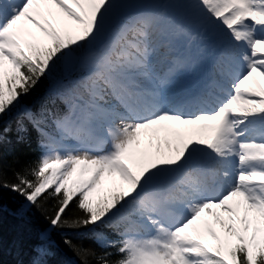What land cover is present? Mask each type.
Wrapping results in <instances>:
<instances>
[{
  "label": "bare ground",
  "instance_id": "bare-ground-1",
  "mask_svg": "<svg viewBox=\"0 0 264 264\" xmlns=\"http://www.w3.org/2000/svg\"><path fill=\"white\" fill-rule=\"evenodd\" d=\"M108 2L110 0H0V19H3L2 21L11 19L7 24L22 43H34L39 46L52 45V38L48 30L53 24L60 27L64 39L70 36L74 42H79L82 36L81 23L77 20L75 12L95 26L105 18L102 12L106 10L105 7ZM260 21L263 22V19ZM157 33L156 30L154 32L148 31V37L135 38L134 41L140 50L126 53L129 57L120 58L116 69L113 72H107L113 81H118L120 86H129L132 91H136L128 95L131 100L140 92H144L151 105L160 99L168 100L178 97L179 94L187 93L184 89L183 71L178 72L177 75L173 73L171 81L163 86L162 91L164 93L158 92L157 88L160 84L154 80V73L164 72L167 65L174 66L175 64L165 62L171 53L169 50H165L162 39L157 38ZM11 40L10 36L0 33V50L7 48ZM124 43L125 41L123 42L124 51L130 50V45ZM143 45L144 47H142ZM233 62L234 59L228 58V63ZM109 65L106 63L104 67L108 68ZM225 71L226 69L218 78L219 80L224 81L227 78ZM115 90L118 91L116 86ZM241 101L237 102V106L245 111ZM152 106L154 107V105ZM122 122L127 123L120 126L108 119L106 127H109V130L118 135L119 138L123 134L129 142L136 146L135 151L142 155L146 153L152 155L153 151L161 146L168 151L169 162L173 164L177 158L179 161H185L186 156L192 157L196 150H201L202 153H208L212 161H219L221 165L225 166L226 175L234 174V169L237 168L233 144L228 138H222L218 135L215 143L206 149L217 127L205 117L198 121L181 120L178 123L172 119L160 118L157 121L147 120V122L142 123V126L135 124L132 119L124 118ZM237 124L241 129V137L245 141L242 144L244 151L242 161L244 164H242L241 170L245 174L251 173L247 177V181L250 177L263 181L264 147L254 145L250 149L247 146L250 143L249 138H251V131L249 130L259 125L254 121L247 123V120L238 121ZM152 143L155 146L150 148ZM77 160L75 164L71 165V157L63 155L59 163L49 161L47 167L51 166L65 180L75 179L79 185H88L95 178L96 184L99 185L90 186V190H88V199L94 203L109 189L110 181L113 179L107 175V172L103 171L104 167L84 159L83 156ZM96 172L103 175L104 182H101L100 175L98 176ZM117 178L123 182L119 175ZM199 178L202 180V176ZM208 181L209 179L205 180L206 183H204L208 184ZM247 181H244L245 191L260 192L257 198H253L251 204L245 195L234 192L229 198L220 200L218 205H214L215 200L207 198L209 203L206 204L193 205L191 202L185 201L183 204H173L172 207L178 209L180 213H188L193 221L197 222L202 234L209 236L212 241L215 242L212 233L217 236H225L229 241L243 238L245 244L250 245L252 250H256L264 242V185L260 183L256 185L252 181L250 183ZM186 205L189 207L187 208ZM220 222L224 225H220ZM164 223L168 226L169 234L175 237V241L183 242L186 247L198 243L190 240V229L186 228L185 234L177 229L174 217L168 216ZM149 231L151 235L162 232L161 227L156 228L154 224ZM49 246L53 249L60 248L55 240ZM131 263L136 264L132 261Z\"/></svg>",
  "mask_w": 264,
  "mask_h": 264
},
{
  "label": "trees",
  "instance_id": "trees-1",
  "mask_svg": "<svg viewBox=\"0 0 264 264\" xmlns=\"http://www.w3.org/2000/svg\"><path fill=\"white\" fill-rule=\"evenodd\" d=\"M48 63L31 57L19 62L20 81L6 82L14 104L7 101L0 107V264H117L122 255L84 237L93 214L80 197L39 190L44 179L38 118L47 109L62 108L50 93ZM23 104L30 107L29 114L18 113ZM46 232L60 248H40ZM237 260L249 264L243 253ZM257 264H264V258Z\"/></svg>",
  "mask_w": 264,
  "mask_h": 264
},
{
  "label": "rangeland",
  "instance_id": "rangeland-1",
  "mask_svg": "<svg viewBox=\"0 0 264 264\" xmlns=\"http://www.w3.org/2000/svg\"><path fill=\"white\" fill-rule=\"evenodd\" d=\"M164 0L163 2H165ZM119 3H125L126 0H110V3L106 4V14L109 13L115 4ZM221 3H213L212 0H193L190 2L189 5H192L191 11L195 15H199L201 17H213V14L217 13V9L219 8ZM239 10L237 12H232V14H229L227 17L229 18V22L232 21V17L236 14H241L242 11H245L246 13H249L248 7H247V2L246 0H241L239 3ZM118 10V9H117ZM119 12V11H118ZM75 16L77 17V20L81 22L82 29L86 31V24L84 23L83 20L80 19L78 14L75 12ZM224 19V18H223ZM221 18L220 22L223 20ZM213 24L216 26L219 25L218 20L212 19ZM118 27V25H117ZM219 27V26H218ZM50 33L52 36V40L57 42L61 41L64 42L63 38V33L61 32V29H59L57 26L54 24L51 25L50 27ZM103 32L104 28L101 29ZM83 31V32H84ZM6 35L10 36L12 38L11 41H9L8 47L3 48L4 50H0V107L1 104H5L10 102L11 105L14 104V101H11L12 94H9L7 89H6V82L8 81L9 83L12 82V85H15V82L20 81V71L18 68V59H20L21 53L24 51L25 54L31 55L32 57L36 59L42 58L45 61H48V72L50 75H59V73L62 74L61 77L58 79L52 78V89L53 91L56 92H62V88L67 86L68 84H73L76 81L74 80L75 78H78V76L85 77V74L87 73L85 69L80 68L77 73L75 71L78 69L76 63L78 62L80 56L85 53L86 50L90 49L93 46H90L88 44V47L86 48V44L83 43L82 41L79 42H74L72 41L73 49L72 52L69 55L64 56L60 55L61 53L58 52V50L52 52H49L47 48L52 47H39L38 45H35L34 43H22L21 41L18 40V37L14 35L13 31L11 29L5 30ZM112 37V36H110ZM109 37V38H110ZM69 39V38H68ZM54 44V43H53ZM80 63V62H79ZM83 63V62H82ZM72 77V78H71ZM71 78V79H70ZM70 79L69 83H65L67 80ZM65 80V81H64ZM75 81V82H74ZM59 82V83H57ZM66 84V85H65ZM264 87V83H263ZM258 94L262 95V92L258 89ZM95 101L93 102V107L96 110H100L102 112L103 110L100 107L99 101L94 98ZM92 103V102H91ZM102 104V103H101ZM264 105V98L258 100L256 105ZM108 107L107 105H103ZM3 108V106L1 107ZM107 113L108 111H103ZM97 120V118L95 117ZM227 130H229L228 126L226 127ZM114 140L112 141V145L108 146L107 152L103 154H92L89 155L87 153H82L84 155L85 159L94 161L97 165H100L103 168L104 172H107V175L111 176L113 180L110 181L109 184V189L105 193L103 197H100L99 202L95 206L92 205V202H90L86 197L84 198L85 204L91 209V211L96 214V215H102L101 213H106L109 212L111 209H113L116 205L112 201H105V199H111L115 201H119V193H122L124 196L128 195V193L132 192V187H131V181L129 180V175L130 176H140L142 178L147 177L148 172H152L153 169L155 168H160L163 167L167 172L172 171V166H169L170 162H168V155L166 151H164V148L159 146L157 148V155H146L144 157H140L139 154L134 152V149L132 147V143L128 142L127 140L121 141L119 140L116 136H114ZM119 153H126L125 156L119 157ZM60 157L57 155H52L48 158V160H59ZM121 160V161H126L133 162L136 165H142L143 168H138L137 173L138 175L135 174H126L127 172V167L120 165L116 160ZM159 159L161 162L159 163ZM47 160V161H48ZM116 161V163L113 162ZM116 167L119 170H116ZM115 169V170H114ZM46 171V170H45ZM156 171V170H154ZM47 173V178L44 180L45 182L43 185H41V190L42 192H45L48 190L50 186H54V190L57 192H60L61 189H64L67 193H72L75 190L77 192L79 191H87V185H79L77 181L74 180H65L61 179L58 177H55L54 173L52 171H46ZM102 172V173H104ZM45 173V172H44ZM119 173L121 176L123 182H119L117 180L116 174ZM100 172H98L99 176ZM100 180L101 182H104V177L103 175H100ZM96 180L93 179L91 181L90 185L93 186H98L99 184H95ZM51 184V185H50ZM108 197V198H107ZM118 199V200H117ZM105 201V202H103ZM103 202V203H101ZM134 211H137L138 214L141 215V220L143 225H148L150 222V215L149 213L145 210L143 205H140V207H133ZM139 209L141 210L139 212ZM145 215L149 216V219L144 217ZM156 217V216H155ZM157 218V217H156ZM128 219L126 216H119L117 221H125ZM220 225L223 226V224L220 222ZM191 232V237L195 240H198L199 245H194V247H190L188 250V254H183L184 256L179 257V255H182L181 252L178 255H171L170 252L168 251H162L159 247H155L154 244L152 245H147L146 243H143L141 246H139L140 242H136V246L140 248V251L138 253H143V257L141 261L137 264H208L209 262V255H213L216 253H219L220 255L225 254L227 256L228 261L231 262V257H230V251L231 248L233 247V243H230L229 240L223 239L225 237L217 236L216 234L212 233V236L218 240L217 243H212L211 239L209 236L205 235L203 237L200 232V228H198L197 223H192L188 227ZM128 234V232L126 233ZM160 235V233H158ZM202 245V246H201ZM203 248V249H202ZM260 254L264 255V248L260 252ZM166 255V256H165ZM257 254H255L256 257ZM165 257L168 259L166 260Z\"/></svg>",
  "mask_w": 264,
  "mask_h": 264
}]
</instances>
